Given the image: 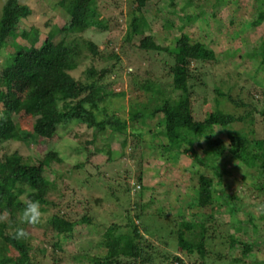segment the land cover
Here are the masks:
<instances>
[{
  "label": "trees",
  "instance_id": "16d2710c",
  "mask_svg": "<svg viewBox=\"0 0 264 264\" xmlns=\"http://www.w3.org/2000/svg\"><path fill=\"white\" fill-rule=\"evenodd\" d=\"M133 1L136 4L135 10L139 12H143L149 5L153 6L154 2V0ZM168 1L174 8H177L179 0ZM60 3L69 15L68 21L63 26H58L47 33L40 45L37 44L40 41L38 36L34 37L33 43L29 46L21 45L15 41L23 19L31 15L32 10L29 5L22 4L19 0H6L0 18V144L9 142L0 158V213H6L8 216L6 222L0 223V236L3 239L0 240V264H34L33 259L35 256L38 257L39 253H42V258L51 256L54 264H63L64 260L57 256L59 252L72 251L64 249L67 241L72 242L77 237L84 236L83 232L79 230L80 226L94 225L99 220L98 216H94L91 211L92 207L84 208L82 212L67 214L68 210H71L73 205L75 206V202L66 195V189H61L58 185V177L63 175L54 166L56 162H62L57 151L49 150L45 155L35 160L32 156L25 157L18 150L10 153L8 148L11 141L34 142L36 138H42L43 142H48L60 136L61 129H67L71 122L77 121L94 130L95 138L87 139L86 148H88L96 143L98 134L107 126L112 127L115 131L121 129L122 132H125L128 126L127 122L121 121L114 115H108L103 120H98L94 112L95 108L100 106V102L110 94L108 91L110 87L107 88L103 81L117 70V65H119L117 63L121 61L119 54L102 55L99 45L90 41L89 47L93 55H101L105 60L115 58L117 63L102 69L92 66L87 69L85 79L77 78L71 73L78 68L83 52L78 36L90 27H105L100 19L96 0H62ZM261 3L264 4V0ZM191 4H193V0H188V3L181 9L185 10V7ZM150 11L156 13L157 17L163 15L156 6H153ZM171 12L176 13V10H171ZM213 15H216V12ZM259 16L264 20V11ZM178 17L183 21V25H179L170 17L162 16L161 18L165 20L163 26L166 29H180L186 32L185 27L191 25L193 19H198L200 15L188 18L182 15ZM132 22V27H134L129 31L128 41H132V37L144 32L148 27L143 15L136 17ZM184 32L183 34H186ZM211 35L197 41L185 40L174 51L156 43L152 35L146 36L139 43L140 49L167 50L173 58V63L169 60L164 61L171 63L170 67L167 66L169 71L164 78L157 75L154 77L151 75L135 76L136 83L142 90H159L161 94L157 93V103L153 110L150 111L146 108L140 113L132 114V119L145 117V120L162 114L157 130L145 129L138 134L140 139L138 145L139 147H142L144 143L150 146L158 145L159 148L166 149L171 153L172 158L161 162L147 157L144 152H141V149L136 153H134V149L130 153L127 152L130 162H136L137 168L133 172L135 178L130 176L133 168H129L127 173H124L123 158L109 157L103 166L106 168L107 163L113 162L112 168H106V170L97 168V178L101 182L110 180L112 183L109 184L110 197L112 198L109 200V203L112 204L111 208H108L109 213L116 216L118 207L125 206L128 211L125 216L126 227L124 228L119 222L110 224L104 232L107 239L105 243L97 242L91 247L72 251L73 254L69 253L70 260L67 261V264L86 262V264H147V261L149 264H157L158 257L155 258L156 256L152 253L154 250L157 251V248L148 238L154 236L161 240L167 238L166 244L178 240L184 255L190 259L194 260L197 254L200 255L202 260L195 259L194 264H216L217 261L222 262L221 264H250L247 257L260 243V238L264 239V199H261L260 206L257 204L259 208L256 204H252L243 210L244 219L237 218L240 208L236 207L235 201L240 197L227 192L228 188L225 186L220 188L219 185L224 182L222 178L225 170H219L221 167L216 165L217 161L227 153L228 146L222 138H212V135H209L207 131L212 130L216 125L225 131L232 129L238 122H245L253 128V133L257 134V130L253 127L257 122L256 112H260L264 117V107L259 109V102L256 101L254 95L252 98L255 102L252 103L242 98L233 97L230 90L226 92L220 89L216 91L218 94L239 107L249 109L244 110L241 115L229 114L219 108L221 102L216 99V109L209 112L205 119L196 120L192 96L196 94L193 90L199 85L196 80L201 79L202 76L193 73L191 64L194 61L206 62L217 59L215 50L209 45L210 41H213ZM8 47H13V51L5 55V49ZM248 55L254 59V72L250 74L251 79L254 84L262 86L264 89V81H262L264 78V69H262L264 45L257 52ZM2 57L5 59L1 65ZM17 81L24 82L20 98L16 97L14 91ZM161 97L165 100L158 101ZM262 103L264 105V100ZM24 111L34 118L32 132L21 128L17 121L18 115ZM143 122L146 123L145 126L148 125L146 121ZM234 132L236 131L231 133L233 136V149H231L235 151L233 155H238L246 167H259L258 172L261 171L259 174L263 179H258V182L253 183L252 186L264 194V138L253 137L251 139L247 132L239 134H234ZM148 136L151 138H147ZM203 139L208 142L210 150L205 149L197 154V146L203 145ZM129 143L128 139L125 140L123 148L125 149ZM193 146L196 147V150L193 151L195 158L197 155L201 157L198 161L199 165L210 166V162H212L213 171L221 179L217 186L214 177L206 175L202 168L194 169L187 179L188 185L196 177L200 183L197 188L191 186L192 191L197 195L191 205L200 206L209 202L213 208L217 209L218 213L228 211L230 215H235L233 221L228 225L234 227L238 233L242 231V235L238 233L223 235L221 224L218 222L209 224L201 213L196 215L197 219L182 220V227L175 231L170 223L168 212L162 205L156 204V198L151 196L150 199H146L149 188L168 187L172 189L174 181L177 185L183 183V179L179 178L181 176H178L180 167L177 162L187 157L188 150ZM89 149L91 148L89 147ZM120 163L121 165H118ZM83 166L84 164L81 163L76 167ZM110 169L112 170L109 175L106 171ZM152 169L155 171L153 176L155 173L157 176L163 177L157 186L144 184L146 174L150 173ZM248 171L250 172V170ZM249 172H245L244 177L248 176ZM120 176H123L122 179ZM132 178L135 179L134 185L131 184ZM138 183H141L140 189L134 191ZM80 186L82 189L88 187L86 182ZM54 194L58 195L59 201L53 198ZM259 196L261 195L259 194ZM29 199L38 200L43 213H47L51 208L58 209L46 221L45 234L51 240L49 243L39 246V249L32 245L29 235L27 239L23 240L16 239L13 235L17 228H23L28 233L26 230L28 224H20L18 216L24 208V201ZM106 199L96 198V205L103 204ZM82 203V207H84V202L82 201ZM65 210L67 211L65 212ZM183 226L191 230V233L196 232L194 230L197 228L199 230L198 240L197 238L196 240L188 238ZM246 226L249 228L247 229ZM5 229H11V231L7 234ZM217 238H222L219 247L225 245L224 243H227L229 238V251H237L227 253V247L223 248L224 246H222L224 253L223 249H217V244H214L215 250L211 251L210 244L214 243L213 241ZM11 249H15L19 253L18 258H13L10 255ZM97 249L99 251L96 253ZM163 256L165 260L160 264H176V262L177 264H186L185 258L181 255L165 252ZM252 264H264V260H256Z\"/></svg>",
  "mask_w": 264,
  "mask_h": 264
},
{
  "label": "rangeland",
  "instance_id": "374dc122",
  "mask_svg": "<svg viewBox=\"0 0 264 264\" xmlns=\"http://www.w3.org/2000/svg\"><path fill=\"white\" fill-rule=\"evenodd\" d=\"M61 1L62 0H19L20 3L29 5L32 12L31 15L24 18L20 24L19 35L15 41L21 45L29 46L33 43L34 37L38 36L40 37V41L37 44L40 45L46 38L47 33L58 26L61 27L66 24L69 15L63 9L60 3ZM261 1L262 0H193V4L187 5L185 7L186 9L182 10L181 7H184V5L188 3V0H179L176 5L177 8H174L168 0H154L153 6H156L157 9L163 13V15H161L174 19L179 25L184 24L180 17H178L180 15L185 18L197 14L200 15L198 19H193L194 21L191 25L185 24L187 25L185 27L187 31L184 32V30L180 29H166L163 26L165 20L161 18L162 16L157 17L156 13L150 11L153 8L152 5L145 8L143 12H139L135 10L136 4L133 0H96L99 16L105 27H90L78 36L79 45L83 52L78 68L71 71V73L77 78L85 79L87 69L92 66L102 69L117 63V59L115 58L105 60L101 55H93L89 47L90 41H94L99 45L102 55L109 56L113 53L120 55L121 61L117 63L119 64L117 65V70L108 75V78L103 81L107 88L108 86L110 87L108 88L110 94L105 100L100 102V106L95 108L94 112L98 120H103L108 117V115L116 116L121 121L127 122V130L125 132H122L121 129L115 131L112 127L107 126L106 129L98 134L96 143H94V145H88L91 148L89 149V147L86 148L87 139L95 138L93 133L94 130L90 129L86 124L73 121L69 124L67 129H61L60 136L53 140L43 142L42 138H36L34 142L11 141L8 148L10 153L18 150L25 157L32 156L36 160V158L42 157L49 150H55L57 145H63L69 141L74 142V146H69L64 149L65 155L63 158L59 154L62 162H56L54 164L55 168L63 175L58 177L59 187L61 189H66V195L75 202V206L73 205L71 210H68L67 214H74L78 211L82 212L84 208L89 209L92 207L91 211L94 213V216H98L99 220H97V223L94 225L85 224L82 227L80 226L79 230L83 232L84 236L77 237L72 242L67 241L64 249L79 251L86 247H91L97 242L105 243L107 239L104 236V232L109 225L114 222H119L124 228L126 227L125 216L128 214V211L125 209V206L118 207V214H116V216L110 215L108 210L112 205L109 203V200L112 199L110 197L111 191L109 190V184H112L111 181L103 180L101 182L96 176L98 173L97 168L99 170H104L105 167L103 164L107 162L109 157L115 159L123 158L124 162L122 161V166L124 167L123 169H125L124 173H127L129 168H133L130 176L134 178L135 175L133 172L137 168L136 162H130L127 152L130 153L131 150L134 149V153H136L141 149V152H144L147 157L157 161L160 160L161 162L172 158L171 153L166 151V149L159 148L158 145L150 146L149 144L147 145V143H144L142 147L138 145L140 140L138 134L145 129L149 130L152 128L153 130H157L159 128L158 121L161 119L162 114L149 117L145 120V117L132 119V114L140 113V111L146 110V108L150 111L153 110L157 103V93L159 95L161 94L159 90H142L139 84L136 83L135 76L151 75L154 77L157 75L164 78L166 76L165 74L169 71L167 66H171V63H165L164 61L169 60V62L173 63V58L167 50L153 51L140 49L138 45L141 40L146 36L152 35L156 43L174 51L179 44L185 40L197 41L200 38L208 37L212 34L211 38L213 41H210L209 45L215 50L217 59L206 62L194 61L191 64L193 73L195 72L202 76L201 79L199 78L196 80L199 85L193 90L196 94L192 96L193 103L195 104L194 115L196 116V120L205 119L209 112L216 109V99L221 102L219 108L229 114L241 115L244 110L249 109L246 107H239L218 94L216 91L220 89L226 92L230 90L233 97L242 98L252 103L255 102L252 98V95H254L256 101L259 102V109H261L264 107L262 103L264 100V89H262V86L254 84L251 79L252 76L250 74L254 72V59L248 55L249 53L257 52L258 49L264 45V20L259 16L264 11V4H262ZM5 3L6 0H0V18ZM171 10H176V13L171 12ZM215 12L216 15H213ZM142 15L148 23V27L144 32L132 37V41H128L129 31L134 27H132V21L136 17H141ZM183 32L186 34H183ZM11 51H13V47H8L5 49V55ZM4 59L3 57L1 58V65ZM262 67V69H264V65H262ZM197 76L198 75H196V77ZM262 81H264V78H262ZM23 84L24 82H15L14 91L16 97L20 98L22 96L21 88ZM262 90L263 92H261ZM123 92L125 93L123 94ZM163 99L164 98L161 97L158 101H162ZM256 117L257 122L253 127L257 130V134L253 133V128L245 122H238L234 124L232 129L225 131L220 128V130L215 133V130L219 128L218 125L212 130L207 131L209 135H212V138H222L228 146L227 153L223 155L216 164L221 167L219 170H225L222 178L224 182L219 186L220 188L222 186L227 187V192L236 194L240 197L239 200L235 201L236 207L240 208V212L237 213V218L239 219H244L243 210L249 208L252 204H256L257 208H259V203L261 199H264V194L259 192V190L252 185L258 182V179L262 180L263 178H261L262 176L259 174L261 171L258 172L259 167H246L244 162L238 158V155H233L235 151L232 150L233 136L231 133H233V131H236L234 134L247 132L251 139L253 137L264 138L263 114L256 112ZM17 121L21 128L32 132L34 124L32 115L25 111L21 112L18 115ZM143 121H146L148 125L145 126L146 123ZM147 138H151V136ZM127 139L130 143L124 149L123 144ZM202 142L203 145H201V147L197 146V154H199V151L205 149L210 150L208 142L206 140ZM8 144L9 142L0 144V158L3 156V151L8 147ZM194 149L196 150V147H191L188 150L189 153H187V157L177 162L180 167H177L179 169L178 176H181L179 178L183 179V183L177 185L176 181H174L172 183V189L168 187L149 188L147 189L146 199H150L151 196L156 198V204L162 205L165 211L168 212V216L171 220L170 223L173 225L175 231L182 227V220L191 221L194 218L197 219L198 217L196 215L201 213L209 224L217 222L221 224V231L223 230L221 233H223V235H235L238 231H236L234 227L232 228L228 225L229 222L233 221L235 215H230L228 211L218 213L217 209L213 208L209 202L200 206L191 205L197 198L191 186L197 188L200 183L199 179L196 177L192 179L191 184L188 185L187 179L191 176V172L194 169L202 168L206 175L214 177L217 186L219 183L218 181L221 179V177L216 176L213 171L214 167H212V162H210V166L199 165L198 161L201 157L197 155L195 158L193 153ZM117 162L119 163L121 161ZM81 163L84 164L83 167H76L77 164ZM112 163L113 162L107 163L108 165L106 168H112ZM118 165H121V163ZM111 170L112 169L107 170L106 172L110 175ZM248 170H250V172ZM153 172H155L154 169L146 174L144 180L145 185L157 186L159 181L163 178L161 175L157 176L155 173L153 176ZM245 172H249V174L244 177ZM120 177L122 179L123 176ZM134 181L135 179L132 178V185H134ZM84 182H86L88 187L82 189L80 185H83ZM140 184L141 183H138L135 186L134 191L140 189ZM258 193L261 196H259ZM53 198L59 201L57 194H54ZM96 198L108 199L103 201V204L96 205ZM82 201L84 202V207H82ZM56 211H58V209L51 208L50 211L44 213L45 221L43 223L38 225H26L29 240L35 248L41 247L51 240V238L45 234V226L48 217ZM66 211L67 210H65V212ZM104 214L105 216L102 217ZM248 228L249 227H247V229ZM184 229L186 230L188 238H194L195 240L197 238L198 240L199 230L197 228L194 230L196 232L193 233L185 227ZM10 231L11 229H5V233L7 234ZM242 233L241 231L238 234L242 235ZM148 238L153 242L155 248H157L156 250L158 253L155 250L152 252L154 256H156L155 258L158 257L157 264L165 260L163 256L165 252H169L172 255L176 254L183 256L186 264H194L195 259L199 261L202 260L201 256L198 254L194 260L185 256L178 240L166 244L167 238L163 240L156 236ZM0 240H3L1 236ZM224 240L226 241V239ZM228 240L227 243H224L225 245L222 246H224L223 248L227 247V253H230L233 250L229 251ZM262 240L264 241V239L260 238V243L256 245L252 254L247 257V261L250 264L256 260H264V242L262 243ZM213 242L214 243L210 244V247L208 246L211 251H214L216 247L220 250L223 249L221 248L222 246L219 247L222 238H217ZM214 244H217V246L215 247ZM98 249L95 251L96 253L99 251ZM72 251L66 253L59 252L57 258H62L64 260L63 264H67V261L70 260L69 253L73 254ZM236 251L237 250H234L233 252ZM10 255L13 256V258L19 257V253L15 249L10 250ZM49 255H51V253H49ZM33 260L34 264H54V260L51 256L42 258V253H39L38 257L35 256ZM221 263L222 262L217 261L216 264ZM147 264H149L148 261Z\"/></svg>",
  "mask_w": 264,
  "mask_h": 264
},
{
  "label": "clouds",
  "instance_id": "9594fccd",
  "mask_svg": "<svg viewBox=\"0 0 264 264\" xmlns=\"http://www.w3.org/2000/svg\"><path fill=\"white\" fill-rule=\"evenodd\" d=\"M219 130L220 128L216 129L215 133ZM69 146H74V142L69 141L63 145H57L55 150L63 158L65 155L64 149L68 148ZM7 220H8L7 214H0V223H4ZM18 221L20 224L26 223V224H32V225L43 223L45 221V215L42 211L40 202L38 200H31V199L25 200L24 208L19 213ZM13 235H14V238L16 239L23 240V239L28 238V233L23 228H17L15 232L13 233Z\"/></svg>",
  "mask_w": 264,
  "mask_h": 264
}]
</instances>
